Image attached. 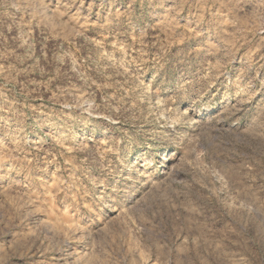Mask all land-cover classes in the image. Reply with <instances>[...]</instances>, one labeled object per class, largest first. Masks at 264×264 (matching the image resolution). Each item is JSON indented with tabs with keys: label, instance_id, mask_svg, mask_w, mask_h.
Listing matches in <instances>:
<instances>
[{
	"label": "rangeland",
	"instance_id": "374dc122",
	"mask_svg": "<svg viewBox=\"0 0 264 264\" xmlns=\"http://www.w3.org/2000/svg\"><path fill=\"white\" fill-rule=\"evenodd\" d=\"M0 264H264V0H0Z\"/></svg>",
	"mask_w": 264,
	"mask_h": 264
}]
</instances>
